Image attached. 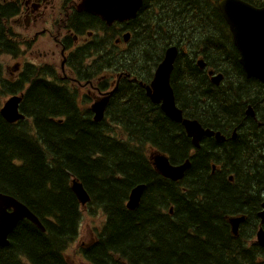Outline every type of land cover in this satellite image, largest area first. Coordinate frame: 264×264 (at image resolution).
Listing matches in <instances>:
<instances>
[{
    "label": "trees",
    "instance_id": "obj_1",
    "mask_svg": "<svg viewBox=\"0 0 264 264\" xmlns=\"http://www.w3.org/2000/svg\"><path fill=\"white\" fill-rule=\"evenodd\" d=\"M216 1L143 0L130 21L132 38L123 52L99 53L95 47L90 54L96 55V66L82 74L99 76L101 66L125 64L126 70L113 69L135 78L120 80L100 123L79 105L80 94L55 86L43 72L26 67L13 81L0 64V109L10 95L22 93L19 109L25 117L12 124L0 115V193L24 204L45 230L19 222L8 246L0 248V264H20L22 257L32 264H72L67 241H75L82 220L72 179L90 197L86 208L99 205L105 219L94 242L80 250L88 264H264L251 257V248L239 245L256 228L247 227L236 238L226 221L229 214H252L261 203L255 189L264 175L263 155L254 156L252 145L239 147L238 138L223 152L201 143L191 157L193 147L182 126L160 115L139 87L149 82L165 50L176 46L170 85L173 93L176 86L179 95L188 91L186 98L174 93L186 118L204 128L232 127L242 122L248 104L264 105V86L245 77ZM244 1L264 5V0ZM16 11L13 2H0V57L15 52L7 23ZM123 56L126 63H121ZM200 57L207 69L223 74L219 86L197 67ZM260 112L264 116V106ZM117 130L126 133L125 140H119ZM152 151L168 156L172 165L189 158L184 179L173 183L158 175L149 160ZM211 158L225 161L234 183L222 174L210 175ZM139 184L145 185L140 203L129 211L128 194Z\"/></svg>",
    "mask_w": 264,
    "mask_h": 264
},
{
    "label": "flooded vegetation",
    "instance_id": "obj_2",
    "mask_svg": "<svg viewBox=\"0 0 264 264\" xmlns=\"http://www.w3.org/2000/svg\"><path fill=\"white\" fill-rule=\"evenodd\" d=\"M15 2L17 6V12L13 21L14 43L16 44L15 52L13 55L5 56L13 59L18 58L20 60L18 64L14 66L16 77L13 78L10 73V75H8L9 78L13 81L18 80L26 67L34 70L37 66H40L36 64V62L41 61L44 66V71L48 75V80L61 89H65L64 84H71L72 91H75L74 93L76 95L80 94L79 105L86 107L90 113H92L90 106L93 100L100 97H108V100H110L111 94L108 95L107 93L110 92V89L115 87L121 79L123 80L125 74L115 71V74L113 73L112 75L113 77H110V81L106 77H101V79L98 78L92 83V74L87 72L85 74L81 73L83 59L86 57V54L88 55L91 52H96L95 47H97L98 42H100L103 49L106 46L119 49L124 47V44H129L132 38V32L129 30L130 21L128 23L115 21L108 25L99 17L86 11H80L78 5L81 0H15ZM124 29L126 30L124 31ZM99 31L101 32L100 35L98 33ZM125 32L129 33L127 42L123 39ZM119 36L122 38L120 39ZM27 50L29 55L35 59L31 63H25L23 61L24 52ZM58 63L59 67L57 65ZM196 64L210 81L205 63L203 68L198 66V62ZM151 78L147 85H149ZM82 79L85 80L84 83H81ZM72 83L76 85H72ZM96 83H105V86H96ZM219 85L220 84L215 86ZM139 87L144 91L143 86L139 84ZM91 89H94L96 92L93 93ZM180 90V87L176 86L174 91L175 96L183 98L182 92L179 95ZM157 106L158 113L168 119L161 112L159 105ZM263 106L264 105L258 106L248 104L243 111L244 116L242 122L236 126L204 128L214 133H220L224 139L217 141L214 136L203 137L199 143V147L193 148L191 151L192 156H190H194V150L200 149L201 143H213L217 147H222L218 148V150L223 152V147L228 146L229 143L239 138L241 143L239 147H249V145H252V148H254V156L258 157V155L262 154L264 157V116L260 112ZM248 109L251 111L250 115H247ZM182 114L183 117L186 118L183 111ZM168 120L171 121L170 119ZM173 123L169 126L173 127ZM252 124L253 126H251ZM185 136L190 141L186 134ZM239 147L233 148L237 149ZM225 166L226 163L223 159L216 160L211 158L210 175L222 174L224 178H227L228 183L232 184L234 183V176L231 177L230 175L232 174L226 175ZM258 181L261 183V186L257 190L255 189L256 194H258L255 196L261 197L262 201L259 206L252 211V214H229V216L226 217L227 226L230 228L231 220L242 219L238 225L237 234H233V237L237 238L242 232H247L245 229L247 227L256 228V231L259 227H262L264 232V225H261V217L259 215L264 203V175H262V179ZM248 203L249 205L253 204L251 201H248ZM239 245L240 247L247 246V248H251V257L255 259L257 263H264V247L257 244L255 237L240 241ZM247 248L245 250H247Z\"/></svg>",
    "mask_w": 264,
    "mask_h": 264
},
{
    "label": "water",
    "instance_id": "obj_3",
    "mask_svg": "<svg viewBox=\"0 0 264 264\" xmlns=\"http://www.w3.org/2000/svg\"><path fill=\"white\" fill-rule=\"evenodd\" d=\"M142 3L143 0H82L78 8L80 11L98 16L109 25L115 21L124 22L134 19ZM217 7L230 31L232 44L239 55L238 63L245 77L255 79L264 85V6L255 7L242 0H219ZM128 38V33L123 35L125 42ZM176 57V47L172 46L165 50L163 59L155 68L150 84L145 86L146 96L151 103L159 105L161 112L168 119L181 124L194 148L199 147L203 137L214 136L217 141L223 140L220 133L205 130L198 121L182 117L181 110L175 104L169 83ZM198 66L203 68L204 62L200 60ZM208 75L212 76L211 81L215 85H218L223 78L221 74L212 75V71H209ZM22 99L21 95L11 96L2 104L0 115L7 123L23 119V115L19 112ZM108 102V97H105L95 100L91 105L94 122L98 123L103 119ZM250 114L251 111L248 109L247 115ZM150 160L155 171L172 182L182 180L190 166L189 160L179 165H171L166 156L157 152L150 156ZM144 188V185H137L130 191L126 203L128 210H135L138 207ZM71 190L80 205L84 206L89 201V196L80 183L73 181ZM259 215L260 223L264 225V203ZM25 219L43 230L36 217L27 208L10 197L0 195V247H7V238L10 233L20 221ZM240 220L242 219L230 221L231 232L234 235L237 234ZM256 239L257 243L264 247L262 227L257 231Z\"/></svg>",
    "mask_w": 264,
    "mask_h": 264
},
{
    "label": "rangeland",
    "instance_id": "obj_4",
    "mask_svg": "<svg viewBox=\"0 0 264 264\" xmlns=\"http://www.w3.org/2000/svg\"><path fill=\"white\" fill-rule=\"evenodd\" d=\"M200 1L202 3H204L207 0H200ZM148 18H149V21L155 22V18H152L149 15H148ZM189 19H190V17L187 18V20H189ZM99 34H101V33H99ZM97 48L99 49V53L109 52V51H114V50L117 52H123L125 50V47H121L119 49H116V48H111L110 46H106L103 49L101 47V45L99 44V42L97 43ZM112 56L113 55H110L109 57L104 56V61H107ZM95 58H96V55H91L89 53L88 56H86L83 59L81 73H84L85 70L88 71L89 67H92V65H95V63L93 62ZM127 58L128 57L123 56L121 63H126ZM19 60L20 59H18V58L13 59V58L7 57L5 55L0 58V64L3 66V73H5L4 75L6 78H8V75H10V73L12 74L13 78L16 77V75L14 73V66H16L18 64ZM34 60H35L34 57L29 55L28 50L24 52L23 61L25 63L26 62L31 63ZM36 64H38L40 66H37L35 70L43 72L44 66L41 63V61H37ZM57 65L59 67V63ZM101 67H102V69L99 70V76L98 77L97 76H91L92 83H94L98 78L100 79L101 77H105L104 76L105 74H110L111 73L110 69L120 67L123 70H126L129 66L122 64L121 66H118V67H108L107 65H104ZM153 72H154V70H152V74H153ZM84 82H85V80L82 79L81 83H84ZM64 85H65L66 91H68V92H69V90L72 91L71 84H64ZM187 93H188V91L183 92L185 98L187 96ZM183 100L185 101V99H183ZM114 116H116V115H114ZM120 133H121V131L117 130L119 140H121V141L125 140V138H126L125 134L126 133H121V134ZM113 136L115 137L116 135L113 134ZM154 152H156V151H152L149 154H152ZM93 155L97 156L96 154H93ZM82 210H83L82 211V221H81V225L79 226V236L75 242H70L69 240L67 241V244L69 245V250L67 252V255L70 259H72L73 263H76V264H85V262L78 257V251L82 246L89 244L95 238L96 233L101 230V227L105 221V219L102 215V212H101L102 209L99 207V205L94 206V207L83 208ZM20 264H32V262L28 257H22Z\"/></svg>",
    "mask_w": 264,
    "mask_h": 264
},
{
    "label": "bare ground",
    "instance_id": "obj_5",
    "mask_svg": "<svg viewBox=\"0 0 264 264\" xmlns=\"http://www.w3.org/2000/svg\"><path fill=\"white\" fill-rule=\"evenodd\" d=\"M142 4H143V3H142ZM141 7H142V5H141ZM141 7H140V8H141ZM170 78H171V75H170ZM170 78H169V81H170ZM89 198H90V197H89Z\"/></svg>",
    "mask_w": 264,
    "mask_h": 264
}]
</instances>
